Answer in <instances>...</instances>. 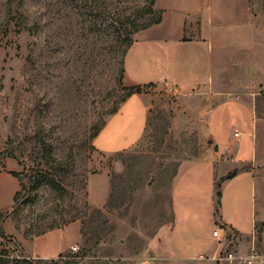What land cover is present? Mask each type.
<instances>
[{
	"label": "rangeland",
	"instance_id": "obj_1",
	"mask_svg": "<svg viewBox=\"0 0 264 264\" xmlns=\"http://www.w3.org/2000/svg\"><path fill=\"white\" fill-rule=\"evenodd\" d=\"M249 8L262 46L264 0ZM159 17L157 0H0V177L20 183L16 199L8 178L0 183V264H156L150 243L173 206L181 255L202 253L191 237L210 241L221 205L216 190L212 202L211 167L186 165L173 183L184 162L211 156L210 133L225 139L235 122L251 124L242 101L208 117L215 105L247 97L264 110V73L234 69L244 84L230 94L149 87L155 107L145 131L134 102L120 108L137 91L127 74L153 72L128 32ZM33 243L43 255L78 251L45 259L31 255Z\"/></svg>",
	"mask_w": 264,
	"mask_h": 264
},
{
	"label": "crops",
	"instance_id": "obj_2",
	"mask_svg": "<svg viewBox=\"0 0 264 264\" xmlns=\"http://www.w3.org/2000/svg\"><path fill=\"white\" fill-rule=\"evenodd\" d=\"M157 8L161 14L160 24L138 32L131 46V51L139 45L144 46L142 48L151 63H146V68L153 70L150 75L152 79L131 77L125 69L131 86L140 91H136L120 107L125 108L134 102L132 107H139L141 119L143 118L146 126L145 131L151 111L155 107L150 89L167 85L181 91L200 88L202 92L230 94L238 89L235 85L244 84L234 79V69H261L264 73V44L260 46L257 41L255 26L249 14V0H157ZM257 47L263 48L261 55L255 53ZM139 65V69L143 68L142 64ZM138 73L141 74V71ZM183 74L190 78H184ZM246 99L248 98L224 99L210 110L208 117L214 116L218 109L229 106V102L236 100L242 101L241 105L251 112V124L235 122L232 126L234 132L231 131L225 139L221 135L215 137L210 133L214 149L211 156L206 160L184 162L173 183L174 188L186 165L207 163L213 171L214 192L211 197L215 204L216 182L237 172L235 177L221 185L220 213L217 218H213L216 225L210 241L206 243L198 236L191 237L193 251L202 253L196 259L181 255L184 247L182 244L179 247V241L175 238L180 219L173 206V221L162 225L150 243L156 264H217L212 260L222 249L213 236L217 227H222L237 237L235 248L238 253L248 254L255 246L264 255V110L257 108L254 101ZM117 116L118 113H115L110 120ZM133 117L130 115L129 120ZM212 125L211 119L208 120L207 127L210 129ZM104 127L95 139V145L102 139L108 123ZM239 128L244 129L245 136L241 137ZM95 147L97 151L108 154L105 148L100 150ZM4 177L8 178L11 188L8 192L14 197L20 189V183L9 175H1L0 183ZM242 193L246 197L244 204ZM225 201L227 207L223 211ZM234 212L240 215L235 216ZM60 230L63 229L53 231ZM34 243L31 246V255L45 259H54L72 246L62 248L57 254L43 255L42 251L40 253L35 249Z\"/></svg>",
	"mask_w": 264,
	"mask_h": 264
},
{
	"label": "built area",
	"instance_id": "obj_3",
	"mask_svg": "<svg viewBox=\"0 0 264 264\" xmlns=\"http://www.w3.org/2000/svg\"><path fill=\"white\" fill-rule=\"evenodd\" d=\"M213 236L222 248L220 253L212 258L217 264H264V255L255 246L248 254L238 253L235 248L237 237L226 232L222 227H217ZM71 251L76 253L78 247L73 246Z\"/></svg>",
	"mask_w": 264,
	"mask_h": 264
},
{
	"label": "trees",
	"instance_id": "obj_4",
	"mask_svg": "<svg viewBox=\"0 0 264 264\" xmlns=\"http://www.w3.org/2000/svg\"><path fill=\"white\" fill-rule=\"evenodd\" d=\"M153 1V3L156 1V0H152ZM160 22H161V14H160V17L157 19V20H155L153 23H151V24H149V25H145V26H143V27H140V28H133V30H132V28L129 30V32H128V38H129V41H130V43L133 45V42L134 41H132L130 38H131V36L132 35H135L136 33H138V32H140V31H142V30H145V29H147V28H149V27H151V26H153V25H157V24H160ZM131 45V46H132ZM140 91V89H137V92H139ZM136 93V92H135ZM134 94V93H133ZM125 102V101H124ZM123 102V103H124ZM118 112V111H117ZM116 112V113H117ZM176 174H177V171L175 172V176H176ZM13 175V174H12ZM237 175V172H233V173H230L228 176H226L225 178H222L220 181H217L216 182V185H215V189H216V199H217V201H216V206L218 207L219 206V204H220V198H221V185H222V183L223 182H225V181H227V180H230V179H232L233 177H235ZM13 176H15V175H13ZM174 176V177H175ZM18 196V194L14 197L15 199H16V197ZM217 212H218V208H217ZM173 219H174V216H173ZM173 219H172V221H173Z\"/></svg>",
	"mask_w": 264,
	"mask_h": 264
}]
</instances>
